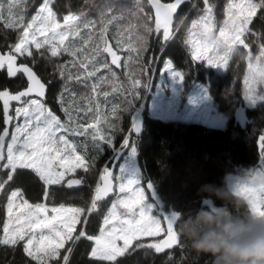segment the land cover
I'll use <instances>...</instances> for the list:
<instances>
[{
    "label": "snow or ice",
    "instance_id": "obj_1",
    "mask_svg": "<svg viewBox=\"0 0 264 264\" xmlns=\"http://www.w3.org/2000/svg\"><path fill=\"white\" fill-rule=\"evenodd\" d=\"M84 2L89 5L91 0ZM6 3L7 16L4 3H0V22L15 31L17 37L8 53L0 55V69L6 68L9 77L22 74L27 86L15 94L7 89L0 90L3 125L0 127V172L4 174L0 176V194L6 198V220L0 228V246L14 249L22 245L24 255L34 264H70L74 247L84 241L90 242L89 258L100 264H126L122 258L133 257L141 250L145 257H151V261L145 259L143 264H156L157 259H162L161 254L184 247L180 225L176 228L183 219L175 214L156 218L146 206L151 184L145 187L137 179L123 181L112 169L105 167L100 175L101 183L96 184L87 207H66L64 204L49 207L46 201L54 193L48 189L53 185L80 186L84 183L82 179H66V176L77 169L88 172L92 167L90 161L94 157L88 156L87 143L77 145L72 137H90L93 145L112 143L113 136L106 134L102 125L116 128L108 116L119 120L120 106L110 104L109 97L112 94L123 96L126 102L128 96L137 95L143 84L141 77L150 70L142 55L147 50L150 35L155 34L162 46H167L182 28H186L183 43L190 49L191 59L223 69H228L233 56L244 57L241 48L248 50L243 93L248 99L256 97L257 92L264 90V0H228L225 18L219 27L212 0H172L170 3L149 0L154 16L144 14L141 0H135L128 14L144 20L141 25L144 34L127 41L128 56L123 58L109 43L108 25L125 17L116 15L111 5L100 10V27L97 28V21L89 19L83 10L69 8L62 18L58 17L54 0H6ZM186 4H190V12L197 13L190 26L186 24L187 13L183 10ZM29 9L33 14L26 19ZM148 21H152L154 27L149 26ZM136 27L129 22L122 31L132 36ZM250 36L254 38L252 41L248 39ZM252 43L259 47L256 56L251 52ZM115 47L122 48L123 44L117 41ZM64 55L71 59L60 64L53 62V58ZM20 57L30 58L32 65L52 64L53 75L58 74L64 81L58 103L67 120L47 106L45 98L51 81L45 82L29 63H19ZM164 63L175 71L171 59ZM113 66L129 69L125 75L130 86L116 83L118 77ZM104 71L110 74L107 80L102 74ZM175 74L183 78L181 72ZM105 83L112 85L111 92L102 88ZM73 84L90 89V94L79 97V100H87L86 107L78 103ZM101 96L111 109L107 115L101 109ZM13 101L18 106L13 107ZM89 115L91 123L78 122ZM133 127L139 131L138 125ZM127 143L124 139V144ZM260 148L264 156V135L260 137ZM18 170H30L43 182L45 202L31 203L21 188L12 187ZM257 177H264V170H256L253 177L235 183L233 192L247 201L253 216L264 217V186L256 185ZM116 193L119 196L104 215L99 234H89L88 217L100 210L102 201ZM146 238L151 239L145 242Z\"/></svg>",
    "mask_w": 264,
    "mask_h": 264
},
{
    "label": "trees",
    "instance_id": "obj_2",
    "mask_svg": "<svg viewBox=\"0 0 264 264\" xmlns=\"http://www.w3.org/2000/svg\"><path fill=\"white\" fill-rule=\"evenodd\" d=\"M141 2L144 14L153 15L148 2L146 0H141ZM212 2L216 5L215 17L221 19L228 0H212ZM134 4L135 0H91L89 5H85L84 0H54V10L61 18L69 8L73 11L83 10L88 14L89 19L97 21V28H99L100 10L111 5L116 10V15L123 14L125 17L108 25L109 43L123 58L128 56L127 41L135 35L144 34L141 27L144 20L133 18L128 14ZM189 8L190 4L183 6L184 12L187 13L186 24L188 26L197 16V13L190 12ZM31 14L32 9H29L26 19ZM4 15L7 16V12ZM129 22L137 26L132 36L128 31H122L127 28ZM148 23L149 26L154 27L152 21ZM16 37L15 31L5 28L3 22H0V52L9 51L10 46L16 42ZM185 38L186 28H182L177 38L167 46H162V41L157 40L155 34L148 36V47L142 55L144 64L150 66V70L141 77L143 84L138 89L137 95L128 96L126 102L123 96L112 94L109 97L110 104L120 106L119 120L108 116V119L116 124V128L108 129L106 125H102L105 127L106 134L110 133L113 136L112 143L93 145L90 137H72V141L77 145L87 143L88 156L94 157V160L90 161L92 167L88 172L83 169L76 170L74 177L84 181L78 187L68 188L66 184L51 186L48 190L54 195L46 201L48 205L74 204L87 207L101 169L110 167L117 152L122 151L120 159L123 152L130 145H134L140 169V182L145 187L151 184L148 193L160 211L173 213L183 219L181 224L177 223V229L180 225V231H191L198 238L209 228L197 220L198 214L212 212L219 213L224 222L232 223L237 229L244 230L246 235L255 236L264 233V225L253 221L247 201L243 197L235 196L226 183L227 174L247 175L256 169L264 170L262 166L264 156L261 155L260 148V137L264 135V98H262L264 90L258 92L259 99L252 107L243 103V79L247 71L248 50L241 48V52L245 54L244 57L233 56L228 69L219 72L201 62H194L193 66L190 49L183 43ZM248 39L252 41L254 38L250 36ZM117 41L123 44L122 48L115 47ZM133 43H135L134 39ZM251 52L253 56L259 54V47L256 43L251 44ZM70 59L71 57L64 55L53 58V62L60 64ZM108 59L110 61V58ZM168 59L173 61L174 67L181 70L185 86L193 77L194 80L200 79L206 82L209 96L217 110L226 117L227 126L225 128L212 127L200 122L155 117L148 113L146 109L147 85L153 86L160 64ZM18 62L29 63L45 82L51 81L45 98L47 106L63 120H67L58 103L64 81L58 74L53 75L52 64L41 62L32 65L30 58L25 59L24 57H20ZM114 71L118 77L117 84L124 83L130 86L125 75L129 69L114 67ZM102 74L106 80L109 79V73L104 71ZM25 86L26 80L22 74L9 77L6 69H0V90L7 89L15 93ZM102 88L111 92L112 85L105 83ZM72 90L76 93L80 106L86 107L87 100H79V97L90 94V89H85L80 84H73ZM99 99L101 109L107 115L111 109L103 103V96ZM239 102L242 103L246 116L242 124L234 117V111ZM16 105L12 103L13 107ZM141 106L144 107L142 127L138 133L134 134L130 126ZM80 115L83 116V113ZM78 122L91 123L92 117L89 115L85 120ZM2 126V102H0V127ZM124 139L128 140L127 145L124 144ZM79 151L83 152V149L80 148ZM18 171L19 175L12 187L21 188L25 198L31 203L45 202L43 193L46 186L43 182L30 170ZM3 175V172H0V176ZM201 189H204V192H201ZM209 191H214L215 195L209 197ZM113 195L102 201L100 210L88 217L87 231L89 234H97L103 214ZM5 205L6 198L0 194V228L5 221ZM150 239L146 238L145 242ZM181 239L184 247H175L161 254L162 259H157L156 264H221L218 257L214 255L194 251L187 237L181 236ZM89 252L90 242L78 243L74 247L70 264H100L89 258ZM169 256H171V261H168ZM122 259L126 261V264H143L145 259L151 261V257H145L144 250L133 257ZM0 264H34V262H30L29 258L24 255L23 246L17 245L14 249L0 246Z\"/></svg>",
    "mask_w": 264,
    "mask_h": 264
},
{
    "label": "rangeland",
    "instance_id": "obj_3",
    "mask_svg": "<svg viewBox=\"0 0 264 264\" xmlns=\"http://www.w3.org/2000/svg\"><path fill=\"white\" fill-rule=\"evenodd\" d=\"M0 3H4V13L7 12L6 0H0ZM30 17L28 19H30ZM224 18H225L224 16L221 19H218L216 17L217 27H219L223 23ZM191 62L193 66H194V62L197 63V61H193V60ZM200 62L205 66L214 68L219 72L225 71V69L223 68L210 66L209 64L203 61ZM176 71L181 72V70L176 67H175V71L168 69L164 62L160 64L156 82L153 84V86H151V84L147 85L146 109L148 113L151 116H155V117L200 122L212 127L225 128L227 126L226 117L217 110L216 105L213 103L211 97L208 94L206 82L200 79L194 80L193 77L192 80H190L187 83V86H185L184 78L180 79L179 77H177V75L175 74ZM195 73H196V69L194 71V76ZM258 99H259L258 92L256 94V97H254L253 99H248L243 93V103L248 107H252L253 104ZM16 106H18V104ZM143 109L144 107H142V110ZM262 166H264V164H262ZM256 170H262V169L260 168ZM256 170L251 174H247V175L227 174L226 183L228 188L233 192V186L235 185V183L253 177L255 175ZM74 174H76V171L74 173H69L66 176V179H68L69 177H74ZM115 174L123 181H127L128 179H137V180L140 179V169L137 164L134 145H130L127 148V150L123 152L121 158L119 159V162L115 167ZM260 178H264V177H257L255 178V181ZM96 183L97 182L95 181L92 194L94 192ZM118 196L119 193H116L111 197L110 203L103 214V217L100 222L99 230L96 235L99 234L100 228L103 227L104 215L107 214L109 208L111 207V204L117 200ZM145 204L148 208H150L151 214L154 217L156 218L161 217L159 215L160 209H158L154 200L150 198L149 193L147 195ZM48 206L53 207L59 205H48ZM65 206L79 207L74 204H65ZM252 218L256 224L264 225V217H257L252 215ZM5 220H6V210H5Z\"/></svg>",
    "mask_w": 264,
    "mask_h": 264
},
{
    "label": "clouds",
    "instance_id": "obj_4",
    "mask_svg": "<svg viewBox=\"0 0 264 264\" xmlns=\"http://www.w3.org/2000/svg\"><path fill=\"white\" fill-rule=\"evenodd\" d=\"M255 183L264 186V178L257 179ZM200 191L204 192V189ZM212 195L215 192L209 191L208 196ZM197 220L209 226L208 231L198 238L191 231L179 232L191 242L194 251L214 255L221 264H264V233L246 235L244 230L224 222L219 213H201Z\"/></svg>",
    "mask_w": 264,
    "mask_h": 264
},
{
    "label": "water",
    "instance_id": "obj_5",
    "mask_svg": "<svg viewBox=\"0 0 264 264\" xmlns=\"http://www.w3.org/2000/svg\"><path fill=\"white\" fill-rule=\"evenodd\" d=\"M147 2H148V5L150 6V8H151V5H150V3H149V0H146ZM162 3H170V2H172V0L171 1H167V2H164V1H161ZM152 9V8H151ZM152 14H153V16H154V9H152ZM8 53V51H6V52H4V53H2V52H0V55H3V54H7ZM20 63V62H19ZM6 69V68H5ZM7 72V71H6ZM24 78H25V80H26V86H27V79H26V77L24 76ZM25 86V87H26ZM21 90H23V89H21ZM16 93V92H15ZM15 93H13V94H15ZM15 101H13V102H11V103H14ZM142 113H143V110H142V107L141 108H139V110L137 111V113H136V115H135V117H134V119H133V121H132V123H131V126H130V130H131V132L132 133H134V134H136V133H138L140 130H141V127H142V122H143V116H142ZM234 117H235V119H237V120H239V122H240V124H242L243 123V121L244 120H246V116L244 115V110H243V107H242V103L241 102H239V104L237 105V107L235 108V111H234ZM134 125H138L139 126V131H136L135 130V128L133 127ZM121 153H122V151H120V152H117L116 153V155H115V157H114V160H113V162H112V164L110 165V169H112L113 171L115 170V166H116V164H117V162L119 161V157H120V155H121ZM72 178H75V177H71V178H69V179H72ZM75 179H77V178H75ZM100 183H101V181H100ZM67 186V185H66ZM74 187H78V186H74ZM111 196V195H110ZM108 198V197H107ZM106 198V199H107ZM159 214H160V216H172V215H174L173 213H167V212H165L164 210H161V211H159ZM162 224H163V227H165L166 225L162 222Z\"/></svg>",
    "mask_w": 264,
    "mask_h": 264
},
{
    "label": "flooded vegetation",
    "instance_id": "obj_6",
    "mask_svg": "<svg viewBox=\"0 0 264 264\" xmlns=\"http://www.w3.org/2000/svg\"><path fill=\"white\" fill-rule=\"evenodd\" d=\"M14 103H16V104H17V102H14ZM69 178H71V177H69ZM69 178H68V179H69ZM77 179H78V178H77Z\"/></svg>",
    "mask_w": 264,
    "mask_h": 264
},
{
    "label": "built area",
    "instance_id": "obj_7",
    "mask_svg": "<svg viewBox=\"0 0 264 264\" xmlns=\"http://www.w3.org/2000/svg\"><path fill=\"white\" fill-rule=\"evenodd\" d=\"M100 173H101V171H100ZM100 173H99V175H100ZM99 175H98V177H99Z\"/></svg>",
    "mask_w": 264,
    "mask_h": 264
}]
</instances>
